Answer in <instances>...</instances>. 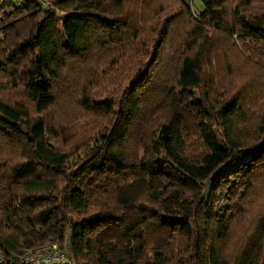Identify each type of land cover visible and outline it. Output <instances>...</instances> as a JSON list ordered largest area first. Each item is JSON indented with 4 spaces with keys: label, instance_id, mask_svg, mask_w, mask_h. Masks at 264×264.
I'll return each mask as SVG.
<instances>
[{
    "label": "trees",
    "instance_id": "1",
    "mask_svg": "<svg viewBox=\"0 0 264 264\" xmlns=\"http://www.w3.org/2000/svg\"><path fill=\"white\" fill-rule=\"evenodd\" d=\"M0 0V251L264 264V0Z\"/></svg>",
    "mask_w": 264,
    "mask_h": 264
},
{
    "label": "built area",
    "instance_id": "2",
    "mask_svg": "<svg viewBox=\"0 0 264 264\" xmlns=\"http://www.w3.org/2000/svg\"><path fill=\"white\" fill-rule=\"evenodd\" d=\"M42 8H48L46 0H34ZM0 264H77L70 247L68 235L43 245L27 247L13 257L0 251Z\"/></svg>",
    "mask_w": 264,
    "mask_h": 264
},
{
    "label": "rangeland",
    "instance_id": "3",
    "mask_svg": "<svg viewBox=\"0 0 264 264\" xmlns=\"http://www.w3.org/2000/svg\"><path fill=\"white\" fill-rule=\"evenodd\" d=\"M194 6L196 10H200L203 8L202 0H194Z\"/></svg>",
    "mask_w": 264,
    "mask_h": 264
}]
</instances>
